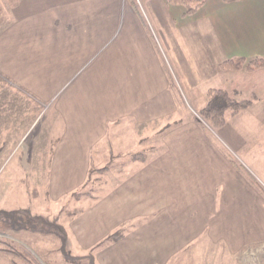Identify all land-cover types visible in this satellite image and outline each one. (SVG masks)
I'll use <instances>...</instances> for the list:
<instances>
[{"label": "crops", "instance_id": "1", "mask_svg": "<svg viewBox=\"0 0 264 264\" xmlns=\"http://www.w3.org/2000/svg\"><path fill=\"white\" fill-rule=\"evenodd\" d=\"M5 3L0 7V124L23 129L54 101L65 125L54 151L59 171H87L93 140L109 132L111 120L118 119L120 136L127 140L130 125L156 129L171 118L175 99L202 106L208 87L223 86L235 97L256 95L220 129L224 150L215 146L217 133L215 138L196 125L163 134L164 151L146 167L164 161L171 169L174 158L183 166L178 170L192 173L160 182L149 194L130 191V198L143 196L152 211L159 204L163 212H152L134 229L125 225L121 238L103 248L106 264H255L254 251L264 242V212L255 205L264 200L225 155L250 159L237 158L264 179V67L223 74L218 63L231 56H264V0H206L184 17L180 6L166 0ZM168 59L183 84L176 97L167 86ZM40 134L36 140L46 138L44 128ZM127 181L119 187L131 189ZM238 208L246 210L243 216ZM135 211L128 216L135 219ZM95 226L94 232L103 228L100 222ZM143 234L151 237L148 242Z\"/></svg>", "mask_w": 264, "mask_h": 264}, {"label": "rangeland", "instance_id": "2", "mask_svg": "<svg viewBox=\"0 0 264 264\" xmlns=\"http://www.w3.org/2000/svg\"><path fill=\"white\" fill-rule=\"evenodd\" d=\"M5 5V0H0V7ZM182 13V17L187 16ZM1 15L0 12V17ZM164 53H166L165 49ZM168 62L169 66L166 64L164 67L167 86L169 89L171 87L174 89L176 97L177 92L183 89V84L169 59ZM219 63L218 69L223 74L226 71H245H223L219 68ZM212 87L223 86H211L207 90ZM207 90L204 95L205 102L200 107L193 106L191 101H188L187 107L175 99L173 115L171 118L169 116L164 123H159L156 129L148 124H142L141 131L140 127L134 128L130 125V132L126 131L128 129L124 132L127 140L120 136L121 128L119 129L120 126L117 124L118 119L111 120L108 126L109 132L93 140L91 164L88 165L87 171H59L57 168L62 166L54 165L55 159H58L54 151L58 150L59 135L62 136L61 132L65 129L64 118H60L54 112V101L40 108L34 119L31 118V123L23 129H19V125L16 127L13 124L9 126L0 124V264H89V259L76 262V259L72 258L87 254L92 255L90 264H106L103 248L111 243V240L107 241V235L123 228V225L133 228L134 224H138L137 221H147L152 217V212L156 215L163 212L159 204L157 209L152 211L153 205L145 203L147 200L143 199V196L136 195V198H130V191L138 188V193L149 194L154 192L153 187L160 182L187 179V176L189 177L192 173L178 170V167L183 166L174 158H170L171 161H169L171 165L174 164L171 169L165 167L164 161H161V164L152 165L150 169L146 167H150L151 157L155 153L161 154L159 152L164 151V146L161 144L165 140L162 135L170 130L176 131L177 128L181 130L183 126L196 125L198 129L213 137L217 133L215 146L224 150L225 147L220 142V129L232 116L247 109L253 100H256V95L253 93L248 97L240 95L235 97L226 89L231 98L250 99V104L227 116L225 123L216 128L203 121L198 114L207 101ZM253 95L255 98H252ZM6 127L8 131L5 130ZM14 127L16 128L13 131ZM43 128V135L46 138L36 140ZM139 130L141 135L137 134ZM95 134L97 136L98 131L90 133L89 136H95ZM133 137H136V140ZM190 142L194 143L193 140ZM230 154L236 161H238L237 158L240 160L243 158L246 162H250V159L244 156L241 158L239 155L236 157ZM225 156L230 165L258 193L256 195L264 200V189L261 187L264 186L263 177L259 173L253 176L246 169L248 166L251 168L250 165L245 167L238 161L255 180L253 183L254 180L239 171L227 155ZM126 180L131 181L133 185L129 190L122 188L123 184L119 187V184L126 183ZM133 198L139 203L133 204ZM255 206L259 212H264V204ZM133 207L136 208L134 212L137 215L136 220L128 216ZM245 212L246 210L238 208L237 215L243 216ZM107 217L112 218L108 220ZM97 222H100V227L103 226V228L94 232L93 228H97L95 226ZM53 223H57L60 228ZM103 223L111 224L106 226L102 225ZM146 228L147 226L142 228L143 232ZM119 231L123 233V230ZM61 232L66 235L65 244L60 239ZM141 238L148 242L151 237L143 234ZM157 238L159 241L166 240L161 236ZM259 245L260 247L257 248L259 250L255 248L256 251H254V262L264 264V242ZM9 247L16 249L20 254L15 255L7 251ZM63 249H68L69 255L65 254Z\"/></svg>", "mask_w": 264, "mask_h": 264}, {"label": "trees", "instance_id": "3", "mask_svg": "<svg viewBox=\"0 0 264 264\" xmlns=\"http://www.w3.org/2000/svg\"><path fill=\"white\" fill-rule=\"evenodd\" d=\"M11 4H14L17 0H9ZM206 0H166L168 4L179 5L183 8V15L192 14L197 9L205 3ZM223 2H232L237 0H222ZM264 66V56H252V57H245V56H231L222 62L219 63V68L223 71L226 70H245L251 71L256 68ZM252 98H255L253 95ZM250 104V99H234L231 98L223 87H212L207 90V101L205 105L199 110L198 114L199 117L209 124L212 127H220L222 126L227 116L232 115L238 112L241 109L246 108ZM227 157L233 163V165L242 173L247 175L251 180L252 176L250 177L249 173L245 168L236 161L230 153H226ZM255 180L253 181V183ZM54 224V223H53ZM54 226L60 228V226L55 223ZM122 228V227H121ZM118 229L115 232L110 233L106 236L107 241L109 240H117L120 239L122 236V231L124 229V225L122 229ZM60 239L62 243L65 244L66 242V235L64 232L59 233ZM105 241H103L104 243ZM7 251L12 252L13 254L17 255L20 254L16 249L10 248ZM64 253L67 254L69 252L68 249H63ZM69 255V254H67ZM74 256V255H73ZM72 257V256H68ZM76 259V262H79L82 259H89V264L92 260V255L87 254L83 256H74L72 257ZM16 264V263H15Z\"/></svg>", "mask_w": 264, "mask_h": 264}]
</instances>
